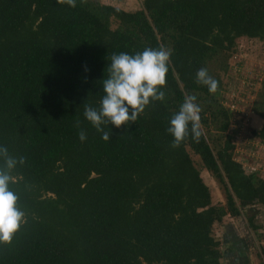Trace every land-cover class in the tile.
I'll return each mask as SVG.
<instances>
[{"label": "trees", "instance_id": "16d2710c", "mask_svg": "<svg viewBox=\"0 0 264 264\" xmlns=\"http://www.w3.org/2000/svg\"><path fill=\"white\" fill-rule=\"evenodd\" d=\"M242 37L264 42V0H143L137 10L0 0V144L25 158L10 185L24 223L0 244V264H224L215 226L264 206V174L237 158L221 101ZM145 48L170 52L164 100L127 126L102 125L104 141L85 106L99 108L113 54ZM200 68L218 82L214 94L197 82ZM189 96L202 135L189 130L173 147L166 129ZM252 111L264 146V77ZM200 165L225 201L213 202ZM248 223L262 235L254 214ZM258 256L264 264V246Z\"/></svg>", "mask_w": 264, "mask_h": 264}, {"label": "clouds", "instance_id": "9594fccd", "mask_svg": "<svg viewBox=\"0 0 264 264\" xmlns=\"http://www.w3.org/2000/svg\"><path fill=\"white\" fill-rule=\"evenodd\" d=\"M69 7L76 6V0H58ZM170 52L161 49L145 48L135 54H113L108 65V76L103 80V92L99 108L86 105L84 117L97 132L101 139L108 141L110 135L102 125H121L137 121L151 101H163L166 73ZM198 83L207 86L209 93L214 94L218 82L213 79L206 68H200L196 73ZM195 97H185L179 111L169 120L166 131L173 137L172 146L179 147L185 136L191 132L194 141L198 142L202 133L200 130V107L195 103ZM189 125L191 126L189 129ZM76 126L79 127V121ZM83 142L86 134L79 132ZM0 244L10 243L14 234L24 223V212L18 206V196L10 185L15 182L12 175L18 165L25 163L24 157L16 158L9 154L8 149L0 144Z\"/></svg>", "mask_w": 264, "mask_h": 264}, {"label": "rangeland", "instance_id": "374dc122", "mask_svg": "<svg viewBox=\"0 0 264 264\" xmlns=\"http://www.w3.org/2000/svg\"><path fill=\"white\" fill-rule=\"evenodd\" d=\"M102 1L126 10H137L143 0ZM237 42V50L230 60V71L224 77L225 85L221 92V101L234 114L231 133L237 132L234 141L237 149L239 148L237 158L246 164L249 171L256 170L264 174V146L251 134V130L260 128L263 123V120L253 113L252 105L264 77V42L247 37H242ZM256 144L258 151L256 150V156L254 157L253 152L256 149ZM240 152L245 155L240 156ZM194 158L199 162L197 156H194ZM199 167L202 169L205 182L211 188L213 202L225 201L222 188L217 180L208 170L202 168L201 165ZM253 214L255 221L261 226L259 232L262 235L260 236H257L248 223V217ZM214 231L222 242L225 253L224 264H242L243 262L241 260L237 261L239 257L232 253L233 249L236 248L234 245L237 241L236 237H239L244 245H247V252L244 255L249 258L252 255L250 258L252 262L249 264L261 263L258 252H260L261 246L264 245V206L255 207L252 211L249 210L248 213H243L239 218L228 217L222 225H216Z\"/></svg>", "mask_w": 264, "mask_h": 264}, {"label": "crops", "instance_id": "0c3cea01", "mask_svg": "<svg viewBox=\"0 0 264 264\" xmlns=\"http://www.w3.org/2000/svg\"><path fill=\"white\" fill-rule=\"evenodd\" d=\"M236 240L237 241L234 244L236 246V248L233 249V252L232 253L233 254H236L237 257H239V258H237V261H240V260L243 261L242 264L243 263L244 264L251 263L252 261H250L251 260L250 258L252 257V255H250V258L247 257L246 255H244L245 252H247V245H244V242H242V240L239 239V237H236ZM262 246H264V245H262ZM237 261H236V263H237Z\"/></svg>", "mask_w": 264, "mask_h": 264}, {"label": "built area", "instance_id": "2783aa9c", "mask_svg": "<svg viewBox=\"0 0 264 264\" xmlns=\"http://www.w3.org/2000/svg\"><path fill=\"white\" fill-rule=\"evenodd\" d=\"M258 151V150H257ZM256 150L253 152V156L255 157L256 156V152H257ZM240 154H241V156L243 157L245 154H242L241 152H240ZM243 164H244V162H242ZM244 166H246V164H244ZM247 167V166H246Z\"/></svg>", "mask_w": 264, "mask_h": 264}]
</instances>
